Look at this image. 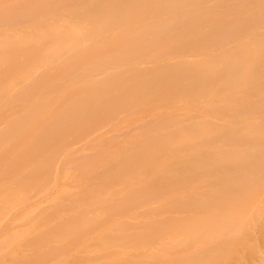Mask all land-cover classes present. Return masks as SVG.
<instances>
[{
	"label": "bare ground",
	"instance_id": "bare-ground-1",
	"mask_svg": "<svg viewBox=\"0 0 264 264\" xmlns=\"http://www.w3.org/2000/svg\"><path fill=\"white\" fill-rule=\"evenodd\" d=\"M0 198L8 264H264V0H0Z\"/></svg>",
	"mask_w": 264,
	"mask_h": 264
},
{
	"label": "rangeland",
	"instance_id": "rangeland-1",
	"mask_svg": "<svg viewBox=\"0 0 264 264\" xmlns=\"http://www.w3.org/2000/svg\"><path fill=\"white\" fill-rule=\"evenodd\" d=\"M211 4H214V3H211ZM211 6V5H210ZM214 6H216V4H214ZM15 82L16 83H20L21 82V80L19 79V78H15ZM148 119V118H147ZM108 130H109V125H104L99 131H101V133L102 134H104L105 136H108ZM73 141V140H72ZM71 141V142H72ZM77 143L76 142V140H74L72 143ZM79 144V143H78ZM77 144V145H78ZM77 145L76 144H72L71 146H72V148H73V146H74V148H76L77 147ZM1 199V198H0ZM0 207H1V203H0ZM0 210H1V214H0V216H7V218H11L12 216H13V214H14V212L17 210L16 208H9V207H6V208H0ZM13 210V211H12ZM13 227H16L15 225H12ZM260 245V251L258 252L257 250H255V252L257 251V254L258 253H260V254H262L263 252H264V244H259ZM2 246L0 245V264H2V263H5L6 262V264H8V254H9V250L8 249H6V250H4L3 248H1ZM263 249V250H262ZM258 256H261V255H258ZM259 259V263H260V258H258ZM252 261L250 262V263H256V264H258L257 262H258V260H257V258L256 257H254V258H252L251 259ZM257 261V262H256ZM71 264H74V262L72 263V261L70 262ZM70 263H68V264H70Z\"/></svg>",
	"mask_w": 264,
	"mask_h": 264
}]
</instances>
